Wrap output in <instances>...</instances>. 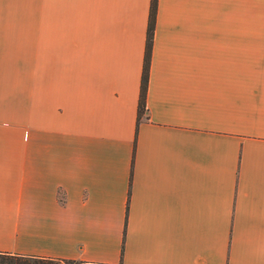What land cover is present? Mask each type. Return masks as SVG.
<instances>
[{
    "label": "crops",
    "instance_id": "obj_1",
    "mask_svg": "<svg viewBox=\"0 0 264 264\" xmlns=\"http://www.w3.org/2000/svg\"><path fill=\"white\" fill-rule=\"evenodd\" d=\"M0 0V252L264 264V0Z\"/></svg>",
    "mask_w": 264,
    "mask_h": 264
},
{
    "label": "trees",
    "instance_id": "obj_2",
    "mask_svg": "<svg viewBox=\"0 0 264 264\" xmlns=\"http://www.w3.org/2000/svg\"><path fill=\"white\" fill-rule=\"evenodd\" d=\"M156 0H150L148 21L146 27V38L144 43V53L142 59V68L140 74V84L137 99V113L141 114L145 110L144 96L147 84V70L150 58L151 35L154 23ZM0 264H73L70 259H59L47 256H38L31 254H20L12 252H0Z\"/></svg>",
    "mask_w": 264,
    "mask_h": 264
},
{
    "label": "rangeland",
    "instance_id": "obj_3",
    "mask_svg": "<svg viewBox=\"0 0 264 264\" xmlns=\"http://www.w3.org/2000/svg\"><path fill=\"white\" fill-rule=\"evenodd\" d=\"M81 264H85V263H81Z\"/></svg>",
    "mask_w": 264,
    "mask_h": 264
}]
</instances>
